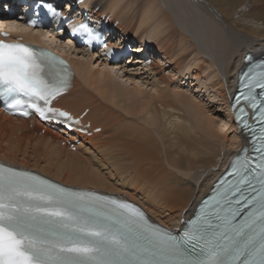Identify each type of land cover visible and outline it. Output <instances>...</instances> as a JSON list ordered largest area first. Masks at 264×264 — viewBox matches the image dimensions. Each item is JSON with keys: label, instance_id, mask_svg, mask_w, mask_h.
<instances>
[{"label": "bare ground", "instance_id": "obj_1", "mask_svg": "<svg viewBox=\"0 0 264 264\" xmlns=\"http://www.w3.org/2000/svg\"><path fill=\"white\" fill-rule=\"evenodd\" d=\"M85 3L95 15L108 14L125 39L148 45L158 60L138 80L135 67L127 76L122 65L106 67L90 55H73V87L56 104L76 114L88 108L85 118L100 131L79 135L81 142L70 151L57 143L59 133L45 128L39 135L40 123L34 121L29 128V120L0 110V161L68 186L121 194L164 226L180 228L243 142L227 106L245 54H264V6L245 25L244 12L235 19L233 10L218 0ZM33 35L41 37L40 32ZM165 69L169 75L162 74ZM175 76L193 77L212 91V99L224 110L218 121L195 94L171 81ZM123 77L133 80L130 89ZM225 130L233 132L229 142Z\"/></svg>", "mask_w": 264, "mask_h": 264}, {"label": "snow or ice", "instance_id": "obj_2", "mask_svg": "<svg viewBox=\"0 0 264 264\" xmlns=\"http://www.w3.org/2000/svg\"><path fill=\"white\" fill-rule=\"evenodd\" d=\"M77 30L96 38L86 25ZM63 63L0 39V97L21 115L31 108L43 117L41 102L50 105L67 87L53 72ZM239 84L236 104L248 101L260 124L257 157H237L186 222L183 237L149 223L127 202L0 167V264H264V102L255 93L264 97V60L247 67ZM247 115L241 107L236 121L255 133Z\"/></svg>", "mask_w": 264, "mask_h": 264}, {"label": "rangeland", "instance_id": "obj_3", "mask_svg": "<svg viewBox=\"0 0 264 264\" xmlns=\"http://www.w3.org/2000/svg\"><path fill=\"white\" fill-rule=\"evenodd\" d=\"M218 1H220V3H222L226 8H228L229 10H233L232 12H231V16H233L235 19L237 18V16L238 15H240V13H245L247 16H246V20L247 21H243L242 20V23L241 24H245V25H251L250 24V22H248L249 20H252V18H254V17H256V15H258V12H260V11H262V7L261 6H264V0H260V1H257V2H251L252 0H218ZM236 4H237V7H236ZM240 4H242V5H240ZM261 4V5H260ZM241 6V7H240ZM260 6V7H259ZM239 7V8H238ZM257 8V9H256ZM259 8V9H258ZM235 10V11H234ZM249 12V13H248ZM251 15H253V16H251ZM234 19V20H235ZM192 61V60H191ZM127 63H130V62H127ZM95 65V64H94ZM131 66V65H130ZM132 67H134V66H131V67H129V68H126L125 67V69L126 70H122L123 72H125V73H127L126 75L128 76L129 75V71L131 72V73H133V70H135V71H139L140 72V74H138V75H140V76H136V78L138 79V80H140V79H142V80H144L145 79V74L144 75H141L142 73L141 72H143V71H145V70H136V69H131ZM165 68V67H164ZM129 69V70H128ZM128 70V71H127ZM166 71H164V72H162V74H164V75H169L170 73H169V69H165ZM124 73V74H125ZM166 73V74H165ZM124 74H122V76H124ZM126 77V76H125ZM125 77H123V79H122V82H124V84L125 83H127L128 85H130V84H132L133 83V80H130L132 83H130V81L129 80H126L125 79ZM148 77V76H147ZM177 76H175V77H171V81L172 82H174V84H176L177 86H179V87H181V89L182 90H184L185 89V91L187 92V94H191L192 93V95H194V96H196L197 98H199L200 99V102H201V104H202V106L205 108V107H207V108H205V110L208 112V114H209V116L211 115V118H213V120H214V118H215V122L216 121H218L219 120V118L223 115L222 113H224V110H223V108L222 107H220L219 108V106L221 105L220 103H219V101H216V100H213L212 99V97H213V93H212V91H210L209 89V91L208 90H206L205 88H203L204 86L202 85V84H200L199 85V83H198V81H196V80H194V78L192 77V78H190V79H188L187 77H185L184 79H181L182 77L180 76H178L177 78H176ZM135 78V79H136ZM174 79H176V80H174ZM178 79H180V82L181 83H178L179 81H178ZM126 81H128V82H126ZM178 81V82H177ZM183 81V82H182ZM186 81V82H185ZM206 81H208V80H206ZM177 82V83H176ZM189 82V83H188ZM191 82V83H190ZM209 82V81H208ZM188 83V84H187ZM205 83H207V82H205ZM191 84V85H190ZM127 85V86H128ZM181 85V86H180ZM199 86V88H197ZM129 87V89H130V87H131V85L130 86H128ZM149 87V86H148ZM188 87V88H187ZM193 87V88H192ZM196 88H197V91H195L196 90ZM201 88V89H200ZM195 89V90H194ZM198 89H200V90H198ZM205 89V90H204ZM148 90V89H147ZM146 89H145V91H147ZM189 90H190V92H189ZM204 90V91H203ZM210 93V94H209ZM209 94V95H208ZM199 95V96H198ZM208 95V96H207ZM212 96V97H211ZM210 97V98H209ZM213 100V101H212ZM206 104V105H205ZM211 107V108H210ZM208 110H211V111H208ZM223 111V112H222ZM215 115H216V117H215ZM214 116V117H213ZM215 130H217L216 129V124H215ZM18 133H19V131H18ZM219 133V132H218ZM38 134L39 135H43L42 133L40 134V131H38ZM224 134H225V138L226 139H228V142H229V140L231 139V137L233 136V132L231 131V130H225V132H224ZM228 135V136H227ZM61 147H63V146H61ZM65 148V147H64ZM67 149V148H66ZM79 161H81V157L79 158Z\"/></svg>", "mask_w": 264, "mask_h": 264}]
</instances>
